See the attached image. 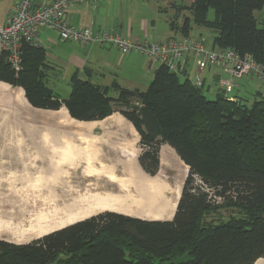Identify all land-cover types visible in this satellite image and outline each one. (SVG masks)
Here are the masks:
<instances>
[{"label": "trees", "instance_id": "obj_1", "mask_svg": "<svg viewBox=\"0 0 264 264\" xmlns=\"http://www.w3.org/2000/svg\"><path fill=\"white\" fill-rule=\"evenodd\" d=\"M262 7L264 0H193L178 7L190 16L171 26L183 36L193 25L208 29L212 49L232 48L264 67V15L260 26L254 15ZM21 66L15 72L0 55V81L22 88L32 107H65L70 117L85 122L119 112L139 135L138 162L146 173L156 174L162 144L175 151L188 173L170 220L103 212L26 244L0 240V264H254L264 259V97L256 95L248 104L218 90L210 100L184 70L175 73L164 64L144 90L115 82L101 86L76 71L62 97L47 85L54 66L43 46L24 43ZM194 176L238 214L206 222L205 214L218 206Z\"/></svg>", "mask_w": 264, "mask_h": 264}, {"label": "rangeland", "instance_id": "obj_2", "mask_svg": "<svg viewBox=\"0 0 264 264\" xmlns=\"http://www.w3.org/2000/svg\"><path fill=\"white\" fill-rule=\"evenodd\" d=\"M186 1L175 0L180 5ZM2 8L0 7V10L4 12ZM254 15L260 26L264 7L255 11ZM208 16L210 19L213 18L212 10ZM169 18L171 21H175L173 12ZM161 29L162 22L158 21L155 31L160 32ZM205 37L206 44H209L211 35L206 32ZM39 39L42 40L40 37ZM60 43L50 46L43 42L42 45L46 48V60L49 63L56 64L58 61H54V58L57 57L64 62L55 65L54 71L51 73L53 77L49 79L47 85L55 89L61 96H65L64 83L69 81L75 71H69L71 60L68 59L70 52L67 45L72 41ZM178 76L183 79L181 74ZM188 77L192 78V75ZM9 88L13 90L5 91L6 95H0V138L1 136L6 137V139H0V147L12 148V156H0V240L20 245L7 239L11 232L5 227V224L24 230L36 228L40 224L44 228L48 227L44 223L58 220L59 216L66 214L67 207L65 205L67 206L72 200L70 198L82 192L84 186L93 182L95 178L99 184L105 186L109 178L116 177L128 178L124 182L127 184V181H130L129 176H132L131 182H135L134 174L129 175L126 168L117 167L114 164L116 158L129 160V158L135 157L138 167L146 173L138 162V157L142 152L139 135L132 124L119 112H114L111 120L95 122V126L90 129H76L65 125L59 113L56 112L57 110L34 108V112L33 110L28 113L24 112L19 108L20 101L18 99V93L22 88L10 85ZM203 93L210 100L216 98L214 94L207 93L205 90ZM21 97H24L23 91ZM253 98L248 96V104H251ZM24 101H26L25 97ZM26 103L33 108L27 101ZM120 121L125 122L127 127L125 130L121 129ZM125 140L133 143L132 149L125 148L123 150L126 144ZM170 152L162 157L163 150L162 155H159V168L155 175L172 186L178 176L184 174L180 177L183 184L188 167L175 152L171 150ZM91 172L98 176H85V173ZM137 193V189H134L133 192L130 190L127 195H131L128 199L131 214L127 216L147 219L144 213H148L151 209L153 211V208L150 203L143 200H138V202L139 198L134 196ZM223 204H214L213 206L218 207L205 214V221L225 222L232 215L238 214L235 208ZM108 211L96 212L93 215ZM38 238L40 237L31 239V241ZM262 260L264 262L263 258Z\"/></svg>", "mask_w": 264, "mask_h": 264}, {"label": "crops", "instance_id": "obj_3", "mask_svg": "<svg viewBox=\"0 0 264 264\" xmlns=\"http://www.w3.org/2000/svg\"><path fill=\"white\" fill-rule=\"evenodd\" d=\"M192 1L187 0L182 5L177 4L175 0H105L96 3L86 1L70 5L66 11V19L76 27L88 28L91 31L120 32L130 41H164L169 38L183 36L173 28L174 26H171L173 20L171 21L169 16L173 12L174 23L176 27H179L184 17H189L190 13L187 9H178V7L189 6ZM13 3L14 0H0V7H3L2 9L4 10V12L0 10L1 23L6 22ZM158 21L162 22L160 32L155 31ZM206 32L213 37V34L208 29L193 25L188 36H203L206 38ZM39 37L42 39L40 40L41 44L45 42L50 46H56L60 42L62 44L64 43V41L59 39L55 31L45 28L39 30ZM67 46L70 52L68 59L71 60L69 71H77L80 78L88 79L92 83L101 86L111 87L115 82L124 88L144 90L151 82L154 71L159 65L158 63L151 62L143 54L136 52L122 54L109 45L72 42L68 43ZM206 46L213 48L212 38ZM54 61H58L57 63L59 64L64 63L59 57L54 58ZM56 64L52 63L51 65L55 68ZM183 70L188 76L192 75V78L189 77L192 80L197 70L193 57H187L185 59ZM52 77L53 75L50 76V78ZM227 77H229V74L219 68L211 67L205 70L203 72L202 90L216 96L218 90L221 91L218 85L219 79ZM68 82L64 83L65 96L62 97H66L69 94L70 86ZM233 82L234 89L232 93L237 98L248 100V96L255 97L256 95H261L264 97V83L258 81L252 75L244 76ZM53 90L55 91V89ZM115 93H117V90L111 88L109 91L110 96L116 97L117 94L114 95ZM113 114L106 118L113 117ZM102 120L87 122H98ZM0 139H6V137L1 136ZM162 150H164V154L170 152V150L175 152L167 144L160 146L159 155ZM0 156H12V148L7 146L0 147Z\"/></svg>", "mask_w": 264, "mask_h": 264}, {"label": "built area", "instance_id": "obj_4", "mask_svg": "<svg viewBox=\"0 0 264 264\" xmlns=\"http://www.w3.org/2000/svg\"><path fill=\"white\" fill-rule=\"evenodd\" d=\"M86 1L96 3L105 0H14L6 22H0V55H4L12 69L18 72L22 68V45L28 43L42 46L39 30L45 28L55 31L62 41L109 45L122 54H143L151 62L164 64L175 73H181L187 57H193L197 67L193 84L201 86L203 72L211 67L219 68L229 74V77L220 78L218 81L219 88L226 96H230L234 89L233 81L244 76L252 75L264 83V67L251 55H240L232 48H208L203 36H181L164 41H130L120 32L91 31L70 24L66 19L68 7L73 3ZM194 178L196 184L204 186L199 177ZM205 190L214 203L223 201L222 197L213 195L208 188Z\"/></svg>", "mask_w": 264, "mask_h": 264}, {"label": "bare ground", "instance_id": "obj_5", "mask_svg": "<svg viewBox=\"0 0 264 264\" xmlns=\"http://www.w3.org/2000/svg\"><path fill=\"white\" fill-rule=\"evenodd\" d=\"M8 90L12 91L13 89L9 88L8 84L0 82V95H6L5 91ZM22 91L23 90L21 89V91L18 93V99L20 101L19 108L24 112L27 111V113L28 111L32 112V110L34 112V108L29 107L26 101H24V97H21ZM56 112L59 113V116L65 125L74 127L76 129H90L96 124L95 122L78 121L70 117L65 107H61ZM107 119L111 120L112 117H108L102 121L105 122ZM119 125L122 126L121 129L123 130L127 128L124 121H120ZM125 141L126 144L124 145L123 150L125 148H128L129 150L132 149L133 143L128 140ZM163 156L164 153L162 157ZM115 160L116 161H114V164L117 165V167L122 166L123 168H126L127 171H129V175L134 174L135 182H131L132 176H129L130 181H127V184L124 182L128 178L125 179V177H116L114 179L109 178V181L105 186L99 184L98 180L95 178L93 182L91 181V183L84 186L82 192L78 193V195L74 196L73 198H70L72 200L67 204V206L64 204L65 207H67L66 214L59 216L60 218H58V220L44 223V225L48 227L44 228L42 227L43 225L41 226L40 224V227L37 226L36 228H33L32 226L33 229L24 230L17 227L13 228V226H9L10 224H5V227H7L11 232V235L8 236L7 239L16 244H26L30 242L31 239L41 237L47 233L61 229L72 223L89 218L96 212L105 210L122 213L124 215H130L131 209H129L128 199L131 197V195H127L130 190L133 192L134 189H137L138 192L137 195H134L139 198L137 201L143 200L146 203H150L153 208V211L151 209L148 213H144L146 216L145 218L155 220L171 219L176 209L177 200L181 193L182 179L180 177L184 176V174L179 175L178 179L175 178V184L171 186L165 180L156 175L150 176L144 173L136 164L135 157L129 158V160H123L121 158H116ZM85 176L95 177L98 175L91 172L85 173ZM254 264H264V262L262 258H260L256 260Z\"/></svg>", "mask_w": 264, "mask_h": 264}, {"label": "water", "instance_id": "obj_6", "mask_svg": "<svg viewBox=\"0 0 264 264\" xmlns=\"http://www.w3.org/2000/svg\"><path fill=\"white\" fill-rule=\"evenodd\" d=\"M33 108H35V107H33ZM37 109V108H36ZM79 121V120H78ZM152 176V175H151ZM179 199V198H178ZM177 202H178V200H177ZM136 218H138V217H136ZM141 219V218H140ZM143 220H146V219H143Z\"/></svg>", "mask_w": 264, "mask_h": 264}]
</instances>
